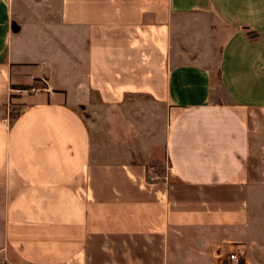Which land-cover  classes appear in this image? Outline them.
Here are the masks:
<instances>
[{
  "label": "crops",
  "instance_id": "obj_1",
  "mask_svg": "<svg viewBox=\"0 0 264 264\" xmlns=\"http://www.w3.org/2000/svg\"><path fill=\"white\" fill-rule=\"evenodd\" d=\"M256 109L264 0H0L1 264H264Z\"/></svg>",
  "mask_w": 264,
  "mask_h": 264
},
{
  "label": "rangeland",
  "instance_id": "obj_2",
  "mask_svg": "<svg viewBox=\"0 0 264 264\" xmlns=\"http://www.w3.org/2000/svg\"><path fill=\"white\" fill-rule=\"evenodd\" d=\"M221 93L222 90L217 84L215 86ZM30 88H27L26 92H29ZM24 92V94L26 93ZM157 111V108L154 109ZM251 114H249L248 117V126L251 132V151H250V157H249V164L251 168V172L253 173L254 176L256 177H261L264 175V109H256L250 111ZM15 113V109L10 110V115ZM164 112L162 108V120L155 118L154 121H152L153 125H151L154 128V138L158 139L159 134H158V129L161 130V133L163 132V127H164ZM146 122V121H144ZM162 163V162H161ZM166 165L162 164L157 165L154 168V173L157 174L158 176L161 177H166ZM186 237L189 239L192 236L195 237H200L201 235L204 237L207 236H212L211 232L209 229L205 230H187L186 232ZM187 254L192 255L194 252V249L190 246L187 245ZM2 261V256H0V264Z\"/></svg>",
  "mask_w": 264,
  "mask_h": 264
},
{
  "label": "built area",
  "instance_id": "obj_3",
  "mask_svg": "<svg viewBox=\"0 0 264 264\" xmlns=\"http://www.w3.org/2000/svg\"><path fill=\"white\" fill-rule=\"evenodd\" d=\"M30 90H34V88H30ZM18 93H23V92H26L27 90L26 89H18L16 90ZM229 258L230 260H232V264H238V257L235 253H231L229 255Z\"/></svg>",
  "mask_w": 264,
  "mask_h": 264
}]
</instances>
